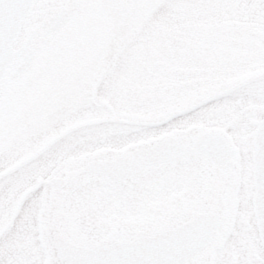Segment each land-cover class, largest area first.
<instances>
[{
  "label": "flooded vegetation",
  "instance_id": "flooded-vegetation-1",
  "mask_svg": "<svg viewBox=\"0 0 264 264\" xmlns=\"http://www.w3.org/2000/svg\"><path fill=\"white\" fill-rule=\"evenodd\" d=\"M226 4L227 11L223 16L213 19V22L219 21L229 26L231 34L225 38L226 47L194 42L182 29L174 33L173 42L158 38L148 49V41L147 49H134L132 53L129 77L131 91L127 93L131 99H105L108 106L105 111L86 109L76 102L85 94L93 50L83 52V65H70L68 62L59 64V51L78 31L77 26H73L74 18L70 9L61 8L68 13L69 18L54 34L47 33V18L18 42L17 47L22 46L30 34L36 31L25 51V55L33 53L31 64L22 73L14 75L23 58L13 61L3 81L0 94V146L7 149L11 166L32 155L43 154L44 159L37 164L39 175L33 187L41 182L47 187L34 207L39 208L46 203L48 220L44 223L41 221V226L46 228L49 238L43 240L41 245H35L30 233L23 234L17 240V247L22 250V254L14 264H39L41 258L44 259L41 264H57L60 260L58 243L101 245L108 242L105 231L113 227V232H116L120 226L113 215L106 218L102 210L107 203L108 214H119L125 210L127 205L125 207L120 197L124 187L129 192L131 188L143 184L161 183L163 176L164 181L171 175L177 180L183 178L182 170L188 156L154 161L138 158L133 152L141 145L156 142L160 139L157 135L149 134L117 142L94 135L90 129L104 120H148L157 116L165 105L145 104L142 101L152 96L157 87L168 86V81L163 79L159 69L173 50L178 53L173 57L177 60V67L185 73L188 81L198 82L195 94L202 98L218 94L232 83H229L232 76L225 75L219 80L215 74L232 70L235 59L246 60V63L261 62L253 65L249 70L255 71L247 73V77L241 81L262 73L264 0H226ZM194 22L193 26L202 24L199 19ZM71 60L72 63L77 62L75 56ZM257 81L262 82V78L247 83ZM172 82L175 83L174 78ZM171 95L175 96V92ZM176 98L187 100L188 96ZM233 106L226 102L214 109V115L210 116L205 126L214 127L220 115H224L222 119H228ZM253 112L245 109L243 114L255 118L256 112ZM240 131L248 132L244 128ZM73 132L75 135H69ZM32 139L34 146L26 152L27 142ZM215 149L214 157L203 152L195 155L200 161H207L206 168L210 174L206 185L211 187L206 194L207 208L204 211L220 210L227 202L223 187L237 160L236 148L230 141ZM109 187L110 191L119 192L118 197L114 196L115 200L107 199V195L103 194ZM66 201L71 202L75 215L68 216L64 222L67 218ZM181 211L189 216L199 212L185 207ZM43 216L42 211L30 210L26 216L28 226L32 225L36 217ZM11 222L9 218L7 223L10 225ZM208 254V258H201L193 264H214L212 258L216 255L215 251L209 250ZM220 259L224 260V257Z\"/></svg>",
  "mask_w": 264,
  "mask_h": 264
},
{
  "label": "snow or ice",
  "instance_id": "snow-or-ice-1",
  "mask_svg": "<svg viewBox=\"0 0 264 264\" xmlns=\"http://www.w3.org/2000/svg\"><path fill=\"white\" fill-rule=\"evenodd\" d=\"M34 0H0V33L9 25L14 14H20L36 7ZM43 6L52 8L77 9L82 7L107 6L105 0H47ZM175 5L170 0H138L137 7L155 9L157 11L173 8ZM59 24L52 18L47 22L46 30L54 34ZM143 32H138L135 27L114 30L104 39L94 45L90 57V75L85 85V94L78 98V104L90 110L105 111L108 106L105 99L128 98L131 91L130 70L132 68V53L140 42ZM178 55L174 50L165 57V63L160 66L161 76L168 81V86L157 87L152 96L143 99L145 104H164L165 107L157 116L144 120L99 121L91 126L94 135L105 139L123 142L136 139L145 135H157L156 142L148 143L133 149L135 155L150 160L158 161L163 158L193 157L209 148H220L227 145L232 134L243 122L241 110L252 95L249 83L235 80L226 85L218 94L202 98L195 94L198 82L188 81L185 73L177 67ZM173 78L175 83H173ZM175 96H172V92ZM187 95V100L177 99ZM231 103L238 115L229 119H217L215 127L207 125L213 110ZM69 135H75V132ZM64 138H62L63 141ZM61 141V142H62ZM44 159L43 154L23 160L11 166V160L5 147L0 146V264H14L22 250L17 247V240L25 233H30L35 245H41L40 229L37 221H32L28 226L26 219L30 209L46 189V184H36L39 172L38 162ZM142 195L150 196L151 190L144 189ZM134 210V209H133ZM11 218V224L7 223ZM195 232L207 236L209 233H219L220 237L230 244H239L234 237V230L239 232L241 226L229 222L221 213L208 212L199 217L196 222ZM194 229L192 226L181 228L177 235L190 242ZM264 249V239L258 242ZM105 253L112 251L111 246H106ZM187 252V249L185 250ZM248 251H242L241 264H264V252L261 257L248 258Z\"/></svg>",
  "mask_w": 264,
  "mask_h": 264
},
{
  "label": "rangeland",
  "instance_id": "rangeland-1",
  "mask_svg": "<svg viewBox=\"0 0 264 264\" xmlns=\"http://www.w3.org/2000/svg\"><path fill=\"white\" fill-rule=\"evenodd\" d=\"M170 2L175 5L173 8L159 11L137 7L138 0H105L107 6L70 9L74 18L73 26H77L76 29L78 31L72 35L59 51V64L68 62L70 65H83V52L92 51L96 43L114 30L130 27H135L138 32L144 33L134 49H147L146 44L148 41L150 42L149 49L158 38L173 42L174 33H177L180 29L189 37H192L194 42H207L210 45L226 47L227 41L225 38L231 34L229 26L219 21L213 22L214 18L222 17L223 13L227 11L226 0H170ZM34 3L37 6L33 7L32 11L22 20L23 27L20 32L19 43L34 27H37L41 20L47 19L53 11L60 9L43 6L47 3V0H34ZM197 19L201 20L202 24L193 26L194 20ZM262 28L264 29V25H262ZM245 49L249 48L245 47ZM72 56H75L76 63L71 62ZM245 61L235 59L232 70L218 72L215 75L219 76V80L225 75L232 76L233 78L230 77L232 78L231 81L228 79L230 81L228 82L231 83L245 78L246 75L255 71L249 70L253 65L261 63L260 61H250L249 63ZM263 71L264 53L262 54ZM242 81H245V79ZM250 85L252 87V95L249 96L247 103L241 110L242 112L239 113L243 115V122L230 138V142L237 151V160L231 175L223 187L227 202L220 209L229 222H235L241 226L239 232L234 230V237L239 240V244L226 242L217 232L214 234L213 240L207 244V247L203 251L196 253L189 260V264L196 263L201 258H208V252L212 249L216 253L214 258H212L214 264H241L242 251L244 249H247L249 259L252 256L261 257L262 252H264V249L258 246L260 238L251 201L253 195L252 138L256 120L261 118L264 113V79H262V82H253ZM245 109L255 111V118L246 117L243 114ZM236 115L238 113L233 106L229 118ZM223 117L224 115H220L216 120ZM243 128L247 129L248 132H241L240 130ZM32 146H34L33 139L27 142L26 152L31 150ZM197 157L188 156L186 158L187 163L182 170L183 178L179 180L171 175L164 181L163 176L162 180H160L161 183L143 184L136 188H131L129 192L124 187L120 197L125 207L127 205V209L120 211L119 214H108L109 203H107L102 210L106 213V218H110V215H113L117 219L116 223L120 226L119 229L115 230L116 232H113V227L105 231L107 240H113L114 238L129 240L141 234L160 231L182 223L189 218L188 213L181 211L183 207L194 211H204L207 208L206 194L211 187L206 185V181L208 182L207 177H210V174L206 168L207 161L205 159L200 161ZM146 188L151 190L150 196L142 195ZM106 190L103 194L107 195V199L112 198L115 200L114 196H119L117 190L110 191V187ZM45 208L46 203H43L42 207L30 209L44 213L43 218H35L40 229L41 241L49 238L46 228L41 226V221L44 223L48 220ZM65 212L67 218L64 219V222L68 220V216L75 215L72 204L69 201L65 202ZM29 225L32 227L31 224ZM219 256L224 257V260H221ZM43 260L41 258L39 264ZM57 264H61V261L59 260Z\"/></svg>",
  "mask_w": 264,
  "mask_h": 264
},
{
  "label": "water",
  "instance_id": "water-1",
  "mask_svg": "<svg viewBox=\"0 0 264 264\" xmlns=\"http://www.w3.org/2000/svg\"><path fill=\"white\" fill-rule=\"evenodd\" d=\"M32 9V8H31ZM20 14H14L9 21L8 28L0 33V92L2 80L9 63L23 54L24 49L15 50L13 42L18 39L22 27L21 20L30 10ZM56 21L60 25L65 15H57ZM33 54L29 53L24 58L23 65L15 74L21 73L29 65ZM264 78V72L249 80ZM255 150L253 160L255 164L254 178L256 182V195L253 202L255 214L258 218V226L262 239H264V119L260 122L254 138ZM216 149L209 148L204 153L210 157L215 156ZM213 210L212 213H217ZM219 213V212H218ZM206 213L198 214L193 219L174 228L150 235L138 236L129 241H115L102 246H74L58 243V255L65 261L63 264H185L196 252L200 251L213 234L202 236L195 232L196 220ZM192 226L194 229L190 242L177 235L181 228ZM111 246L112 251L105 253L103 249ZM187 249V252L185 251Z\"/></svg>",
  "mask_w": 264,
  "mask_h": 264
}]
</instances>
